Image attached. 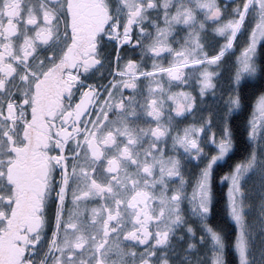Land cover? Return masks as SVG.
<instances>
[{
    "label": "snow or ice",
    "instance_id": "snow-or-ice-1",
    "mask_svg": "<svg viewBox=\"0 0 264 264\" xmlns=\"http://www.w3.org/2000/svg\"><path fill=\"white\" fill-rule=\"evenodd\" d=\"M0 264H264V0H0Z\"/></svg>",
    "mask_w": 264,
    "mask_h": 264
},
{
    "label": "flooded vegetation",
    "instance_id": "flooded-vegetation-1",
    "mask_svg": "<svg viewBox=\"0 0 264 264\" xmlns=\"http://www.w3.org/2000/svg\"><path fill=\"white\" fill-rule=\"evenodd\" d=\"M236 54L239 55L240 53L237 52ZM236 159H239V157L237 156ZM225 170H226V166H225ZM222 191H225L226 192V189H222ZM223 208H224V203H223V201H221L217 205V210H216L217 211V216L213 218L214 219V222H220L221 220L226 219L225 216H224ZM230 224H231V221H227V224L225 226L226 227H229Z\"/></svg>",
    "mask_w": 264,
    "mask_h": 264
},
{
    "label": "trees",
    "instance_id": "trees-1",
    "mask_svg": "<svg viewBox=\"0 0 264 264\" xmlns=\"http://www.w3.org/2000/svg\"><path fill=\"white\" fill-rule=\"evenodd\" d=\"M229 227L234 228L233 225H231V224L229 225Z\"/></svg>",
    "mask_w": 264,
    "mask_h": 264
}]
</instances>
